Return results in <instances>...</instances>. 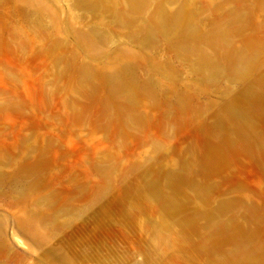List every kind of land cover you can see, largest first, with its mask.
Here are the masks:
<instances>
[{
    "label": "rangeland",
    "instance_id": "1",
    "mask_svg": "<svg viewBox=\"0 0 264 264\" xmlns=\"http://www.w3.org/2000/svg\"><path fill=\"white\" fill-rule=\"evenodd\" d=\"M0 264H264V0H0Z\"/></svg>",
    "mask_w": 264,
    "mask_h": 264
}]
</instances>
